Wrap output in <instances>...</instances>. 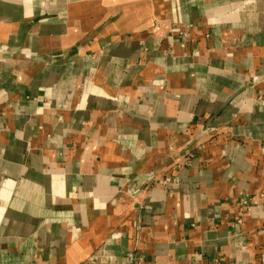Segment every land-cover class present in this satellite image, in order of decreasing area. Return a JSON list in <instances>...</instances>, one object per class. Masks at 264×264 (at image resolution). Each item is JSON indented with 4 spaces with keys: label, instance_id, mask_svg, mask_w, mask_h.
<instances>
[{
    "label": "crops",
    "instance_id": "0c3cea01",
    "mask_svg": "<svg viewBox=\"0 0 264 264\" xmlns=\"http://www.w3.org/2000/svg\"><path fill=\"white\" fill-rule=\"evenodd\" d=\"M0 264H264V0H0Z\"/></svg>",
    "mask_w": 264,
    "mask_h": 264
},
{
    "label": "built area",
    "instance_id": "2783aa9c",
    "mask_svg": "<svg viewBox=\"0 0 264 264\" xmlns=\"http://www.w3.org/2000/svg\"><path fill=\"white\" fill-rule=\"evenodd\" d=\"M193 27V24H188V25H185V28L181 31L180 30V34L181 36L183 35L184 37L188 36V32L189 30ZM257 78V77H256Z\"/></svg>",
    "mask_w": 264,
    "mask_h": 264
}]
</instances>
